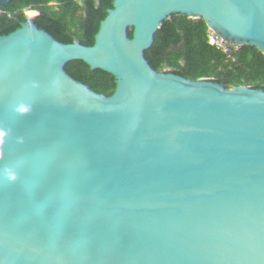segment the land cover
Returning a JSON list of instances; mask_svg holds the SVG:
<instances>
[{
  "label": "water",
  "instance_id": "obj_1",
  "mask_svg": "<svg viewBox=\"0 0 264 264\" xmlns=\"http://www.w3.org/2000/svg\"><path fill=\"white\" fill-rule=\"evenodd\" d=\"M142 264H264V0H36Z\"/></svg>",
  "mask_w": 264,
  "mask_h": 264
},
{
  "label": "trees",
  "instance_id": "obj_2",
  "mask_svg": "<svg viewBox=\"0 0 264 264\" xmlns=\"http://www.w3.org/2000/svg\"><path fill=\"white\" fill-rule=\"evenodd\" d=\"M0 264H142L36 0H0Z\"/></svg>",
  "mask_w": 264,
  "mask_h": 264
},
{
  "label": "built area",
  "instance_id": "obj_3",
  "mask_svg": "<svg viewBox=\"0 0 264 264\" xmlns=\"http://www.w3.org/2000/svg\"><path fill=\"white\" fill-rule=\"evenodd\" d=\"M44 81H45V83H46L47 85H49V86L52 84L51 80L48 79V78L44 79Z\"/></svg>",
  "mask_w": 264,
  "mask_h": 264
}]
</instances>
